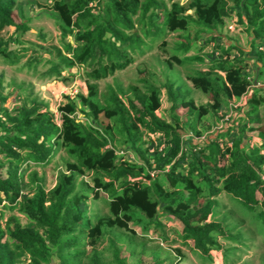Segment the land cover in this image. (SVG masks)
<instances>
[{"label": "trees", "instance_id": "obj_1", "mask_svg": "<svg viewBox=\"0 0 264 264\" xmlns=\"http://www.w3.org/2000/svg\"><path fill=\"white\" fill-rule=\"evenodd\" d=\"M90 1L51 0L41 13L54 21L55 42L40 34L51 43L10 50L12 36L28 30L30 19L22 21L19 0H0L3 62L36 70L43 61L47 78L76 67L86 84L78 101L66 97L59 104V124L52 112L42 111L45 103L30 90L11 108L0 95V264H106L98 250L103 239L113 264H127L111 232L117 239V233L130 232V241L137 235L167 248L179 244L173 247L177 257L167 252L171 264L183 261L181 246L211 262L210 233L224 235L213 218L219 195L239 201L264 226V92L254 85L264 83V0H94L89 6ZM231 9L249 34L253 55L218 42ZM8 27L13 32L3 39ZM168 33L178 34L169 49L168 68L210 62L187 77L208 102L196 104L191 89L167 79L162 85L169 102L166 119L157 114L161 88L154 84L140 91L108 83L100 91L98 81L125 69ZM210 43L207 60L202 49ZM190 50L196 52L186 55ZM251 58L256 65L249 77ZM243 95L246 108L237 107L244 113L238 130L241 138L245 131L251 133L252 144L229 143V132L220 130L180 151L184 133L200 135L205 118ZM77 110L85 121L75 119ZM155 135L167 147L162 154L154 147ZM120 146L138 160L117 154ZM60 151L65 154L63 169L47 188L43 176L28 170L46 165ZM3 210L9 212L5 218Z\"/></svg>", "mask_w": 264, "mask_h": 264}, {"label": "rangeland", "instance_id": "obj_2", "mask_svg": "<svg viewBox=\"0 0 264 264\" xmlns=\"http://www.w3.org/2000/svg\"><path fill=\"white\" fill-rule=\"evenodd\" d=\"M51 0H19L23 10V20L29 18L30 21L27 24L28 30L21 34H15L12 36V42L9 43L8 48L10 50H17L23 47L37 48L42 45H49L51 41L58 38V31L52 18L42 15V11L47 9L46 5L50 4ZM169 3V0H165ZM182 3L184 0H178ZM42 6V7H40ZM237 10L231 9V16L225 20L224 26L219 30L221 35L219 39L220 46L223 47H235L237 50L241 49L248 55L251 53L248 45L249 34L237 21ZM19 22L20 19H18ZM233 26V30H228V25ZM233 24V25H232ZM13 32V27H8L1 33L3 39L9 38L10 33ZM43 34L45 38L52 37L49 41L44 42L40 39L39 35ZM178 38L177 33H168L161 40L155 42L150 49L144 51L142 54L137 55L134 61L130 63L125 69L115 72L113 75L108 76L98 81V87L100 91L104 90L106 84L118 85L122 89H127L129 86H136L140 91L146 90V85L154 84L161 88V107L157 111V114L161 117L169 119L168 108L169 102L166 100V94L162 88L163 83L167 79H174L178 83L182 84L186 90L191 89V96L196 104H204L208 102L207 96L203 95L200 91L193 89L191 83L188 80L189 75H193L195 71L205 70L210 64L209 61L198 62L194 61L186 63L184 65H177L173 63L171 68L166 65V60L170 58V47L173 42ZM71 41L72 37H68ZM165 41L164 47H160L162 42ZM213 43L205 46L202 51L205 55V59H209L212 52ZM234 48H231L233 51ZM196 51L190 50L186 55H192ZM29 55V51L26 52ZM44 59L48 57V53L42 52L41 55ZM24 58H22V61ZM250 66L248 70L249 77L251 73L255 71V58L250 59ZM47 65H44L43 61L36 64V70L20 68L18 65H8L0 59V95L6 97L4 106L14 107L15 104H19L26 93L30 90L34 96L38 97L45 103L44 110H49L55 116H59L58 106L62 104L66 97L78 101L79 94L86 93V84L81 76H77L78 68L73 67L68 70H64L60 77L47 78L43 76L42 71L45 70ZM129 97H133L132 93L128 94ZM245 98V97H244ZM245 99H244V101ZM245 103L241 108H246ZM243 110V109H242ZM241 109L235 108L230 114L227 107L224 105L218 111L216 115L209 116L204 119V122L199 127L200 135H196L193 132L184 133L182 135V145L180 151L185 150L186 145L195 143H201L211 137H215L218 131H228V139L230 141L240 140L241 145L252 144L250 142L253 135L245 131V136L241 138L239 133V126L244 113ZM182 113L183 111L180 110ZM222 113V116L228 114L227 120H222L221 117L217 119L218 115ZM75 119L82 122L84 116L79 110L74 114ZM217 119V120H216ZM216 121V123H215ZM226 123V124H225ZM227 125V126H226ZM221 131V132H223ZM152 136L154 147L157 150L161 147L160 153H164L167 150L166 145L159 137ZM223 138V137H221ZM149 142V141H148ZM148 147L151 146L148 144ZM153 147V148H154ZM153 149L150 151L152 152ZM159 151V150H158ZM115 152L122 153L126 159L131 162H136L138 157L131 151L125 150L124 147H116ZM64 153L62 151L57 152L51 157V160L46 165H32L28 170H36L40 176L45 178V186L47 188L54 184L55 178L59 171L63 169ZM167 168V166H165ZM83 178V177H82ZM81 179V177H79ZM90 182L89 175H85L83 178ZM217 205L215 207L214 219L220 223V228L224 232V235L220 233H210V238L213 241V246L207 249V252L211 255V262L207 260H200V256H196L191 250L186 247H182L184 259L179 264H223L226 259V264H264V226L257 223L253 218V213L249 211L239 201L233 199L231 196L221 194L217 197ZM4 204V201L0 203ZM100 207V206H98ZM114 211H117L116 206H112ZM4 218L9 214L8 211L3 210ZM108 208H102V213H108ZM17 214V213H15ZM21 222H25V218L21 215ZM166 225L171 227V220L166 221ZM121 233V232H120ZM109 233V237L115 238L117 245L121 248V254L126 257L127 264H147L152 262H158L159 264H171L166 258L167 252H170L173 258L177 257L173 252V247H179V244H174L172 248L167 246H160L156 242L143 241L139 239L137 235L134 236V240L130 241V232ZM239 234V236H237ZM133 236V235H132ZM172 236V235H171ZM237 238V240H233ZM239 239V241H238ZM108 241L103 239L98 246L99 252L102 254L103 260L106 264H113L111 260L110 252L107 251ZM160 246V247H157ZM216 248H215V247ZM141 261V262H139ZM139 262V263H138ZM174 264V263H172Z\"/></svg>", "mask_w": 264, "mask_h": 264}, {"label": "built area", "instance_id": "obj_3", "mask_svg": "<svg viewBox=\"0 0 264 264\" xmlns=\"http://www.w3.org/2000/svg\"><path fill=\"white\" fill-rule=\"evenodd\" d=\"M95 5V1L94 0H91L90 2H89V6H94ZM233 25V24H232ZM228 28H229V30H233V26H231V24L230 25H228ZM216 54H218V52H216ZM256 87H261L262 88V92H264V83H259V82H257V83H255L254 84ZM245 96L243 95V96H240V98L239 99H233L231 102H229V104H228V107H227V110H228V112H229V114L235 109V108H237L238 106H243V104H244V98ZM220 115H222V114H220ZM228 117H229V115L228 114H225V115H223L222 116V120H227L228 119ZM57 122H58V124H59V122H60V114H59V116L57 117V120H56ZM160 150H161V147L159 148Z\"/></svg>", "mask_w": 264, "mask_h": 264}]
</instances>
